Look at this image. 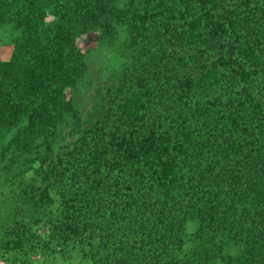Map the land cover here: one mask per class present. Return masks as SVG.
<instances>
[{"label":"trees","instance_id":"16d2710c","mask_svg":"<svg viewBox=\"0 0 264 264\" xmlns=\"http://www.w3.org/2000/svg\"><path fill=\"white\" fill-rule=\"evenodd\" d=\"M186 2L181 13L158 0H0V43L12 47L0 165L22 163L23 205L60 204L45 249L84 264H264V0ZM125 21L146 43L186 49L197 74L148 70L118 87L113 120L84 129L76 40L109 43ZM7 236L3 248L20 250Z\"/></svg>","mask_w":264,"mask_h":264},{"label":"rangeland","instance_id":"374dc122","mask_svg":"<svg viewBox=\"0 0 264 264\" xmlns=\"http://www.w3.org/2000/svg\"><path fill=\"white\" fill-rule=\"evenodd\" d=\"M144 1L118 0V6L123 9L137 8ZM158 1L177 4V10L181 13L184 12V7L180 2L187 3L186 0ZM223 6L227 11H234V6L228 2ZM251 9L252 6L245 8V13ZM48 19L50 21L51 17ZM127 22L115 25L116 33L109 43L102 40L97 32H89L76 40L89 67L77 94L84 129L91 128L98 119L109 117L113 120L116 102L120 97L118 87L123 84L127 87L136 80L146 78L148 70H167L168 76L179 79H194L197 74L194 63L188 60L186 49L172 44L171 38L167 36L161 40V49L154 39L146 43L136 37ZM11 51L12 47L7 43H0V62L8 60ZM179 59L184 62L179 63ZM22 169V163L0 165V264H84L76 253L70 254V258L66 259L58 253V248L45 249L50 228L60 219V204L56 201L36 208L23 205L22 192L30 178L28 174L18 176ZM11 230L19 235L21 249L7 252L2 245ZM32 234L40 241L34 242Z\"/></svg>","mask_w":264,"mask_h":264}]
</instances>
